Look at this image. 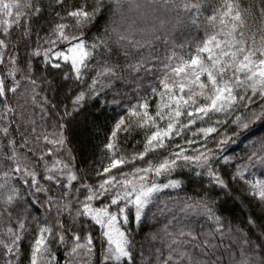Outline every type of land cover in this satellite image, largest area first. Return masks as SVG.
<instances>
[{"label":"snow or ice","instance_id":"6c2138e0","mask_svg":"<svg viewBox=\"0 0 264 264\" xmlns=\"http://www.w3.org/2000/svg\"><path fill=\"white\" fill-rule=\"evenodd\" d=\"M159 10L158 26L141 27ZM42 18L43 35L33 24ZM102 18L104 30L89 38V26ZM181 25L202 33L187 53L167 39L169 27ZM128 77L135 103L115 119L95 159L78 166L69 145L87 103L112 80ZM61 91L68 103L56 101ZM198 121L208 126L193 132ZM220 125H234L233 135L264 126V8L257 15L241 0H0V264H59L61 247L64 264H90L94 226L98 264H264V223L253 241L251 228L226 223L209 193L160 209L169 215L146 237L147 254L131 227L143 222L161 189L181 187V180L168 179L178 168L228 194L221 160L255 205L248 225L264 220V176L251 172L264 167V134L250 141L246 158L229 157L222 150L231 138ZM137 130L142 147L128 151ZM39 193L48 213L42 222L29 212Z\"/></svg>","mask_w":264,"mask_h":264},{"label":"trees","instance_id":"16d2710c","mask_svg":"<svg viewBox=\"0 0 264 264\" xmlns=\"http://www.w3.org/2000/svg\"><path fill=\"white\" fill-rule=\"evenodd\" d=\"M72 2H79V0H72ZM91 2V0H89ZM136 3L141 5L146 4H159L162 0H135ZM214 0H208L209 4H212ZM243 6L251 5L253 7V11L258 15L261 8H264V0H241ZM131 14V13H130ZM163 11L159 10L155 13H149L144 17L141 22V27L151 29L154 25H159V20L156 19L157 16L163 17ZM47 17V13L45 14ZM33 24L38 26L41 31L40 34L43 35L47 25L44 23V18L41 20H34ZM107 21L105 19L98 20L94 26H89V30L87 35L89 38L97 36L101 33ZM14 35L18 34L17 31L13 30ZM202 35L201 32H198L194 28H190L187 26H175L169 27V35L167 39L173 41L176 45H183L184 52L187 53L188 45L193 41L197 40ZM156 43V42H154ZM157 52L163 55L164 48L163 45L157 43L156 45ZM21 53L23 54V44L21 43ZM147 55V53H145ZM123 63V60L120 61ZM67 70V69H66ZM127 76V74H124ZM135 75V74H133ZM144 74L142 73L141 76ZM150 82V78H145L143 80V84L146 86ZM69 84L75 88V85L72 82ZM143 95V92L140 93ZM51 96L52 93H49ZM136 95V84L132 82L131 77L127 79H114L111 82L109 87H106L103 90V93L98 97L90 100L84 112V115L81 117V124L79 127L75 129V131L71 135L72 143L69 145L73 149V154L77 156V164L80 167H84L88 162L95 159L96 155H98L97 149L101 145V143L105 139V135L110 132L112 125L115 122V119L119 115L124 114L125 107L131 102L135 103ZM63 100L64 103H68V99L65 96L64 92L61 91L56 95V101ZM55 102V101H54ZM152 105L154 107L155 100L152 101ZM31 110V108H30ZM36 119L39 122L40 114L39 109H36ZM207 120V118H205ZM216 119H227L223 116V114H217ZM208 125L201 124L199 121L197 125L190 126L192 131L195 132L198 127H207ZM233 126L220 125L218 127V131L222 134H226L231 139L224 146L222 150L223 155L229 157H238V158H246L248 153L250 152V141L254 139L256 136L264 134V126L257 125L254 129H252V134L248 132H242L241 134L233 135ZM121 135V139H123V134ZM191 135V133H188ZM202 136L203 134H199ZM215 135V134H211ZM248 137L247 139L245 137ZM143 138L142 130L134 131L131 136L128 138L126 143V148L128 151L133 150V145L137 150L141 149L142 145L136 143L137 141H141ZM19 139V137H17ZM177 142H179V138H177ZM202 142V141H201ZM198 144L193 145L192 147H198ZM184 147H188L184 145ZM209 147H213L212 144H209ZM166 154V153H165ZM189 154H191V149L189 150ZM161 153L157 152L154 154L153 158L158 159ZM242 160H236L235 163H240ZM221 174L224 178L230 181V189L231 191L228 194L221 192V190L215 185L209 184L207 177L197 176L194 171H191L188 168H178L171 177L168 179H177L181 180L182 184L180 188H167L161 189L158 194H156V199L153 204H151L146 209V218L143 222L137 225L135 222L132 223L131 227L136 233V239L138 242L144 245L145 252L147 254L151 245L150 242L146 239V237L156 232L164 222H166V217L169 215L167 212L164 215H161L160 209H163L165 205L169 208L173 206V201L178 199H186V198H199L201 195L205 193H209L215 199L216 210L218 214L222 215L225 218L226 223H230L233 226L243 228L245 232L249 231L251 228V238L253 241H256V237L261 235L260 224L264 223V220H258L255 226L248 225L247 221L249 219V215L251 214L254 204H250V197H247L245 188L242 182H231L230 173L234 170V168L225 167L223 161L220 162ZM251 172L255 174L256 177L264 176V167L259 164L256 167L251 169ZM251 178V177H250ZM159 183H167V179L164 177L158 178ZM219 194V195H217ZM34 200V203L29 207V212L31 213V217L39 218L42 222L43 219L48 215L47 213V205L43 203L45 199V195L43 193L37 194L35 198H31ZM257 215L259 213L257 212ZM30 217V219H31ZM204 223L201 219L196 224L197 228L199 224ZM31 228H35V222L31 224ZM91 231L96 238V253L92 257L90 264H98V259L100 256V230L98 226H94L91 228ZM30 239V237H29ZM227 243V240H225ZM28 240L26 239L24 242V247L27 248ZM158 246V245H157ZM55 255L59 260V264H64L65 258V249L59 248L55 250ZM226 258V257H225Z\"/></svg>","mask_w":264,"mask_h":264}]
</instances>
